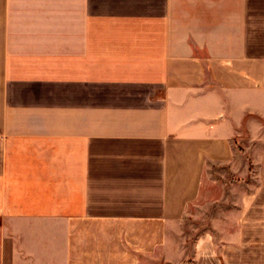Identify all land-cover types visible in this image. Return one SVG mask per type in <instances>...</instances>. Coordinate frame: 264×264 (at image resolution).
Returning a JSON list of instances; mask_svg holds the SVG:
<instances>
[{
	"label": "crops",
	"instance_id": "obj_1",
	"mask_svg": "<svg viewBox=\"0 0 264 264\" xmlns=\"http://www.w3.org/2000/svg\"><path fill=\"white\" fill-rule=\"evenodd\" d=\"M185 260L264 264V0H0V264Z\"/></svg>",
	"mask_w": 264,
	"mask_h": 264
},
{
	"label": "rangeland",
	"instance_id": "obj_2",
	"mask_svg": "<svg viewBox=\"0 0 264 264\" xmlns=\"http://www.w3.org/2000/svg\"><path fill=\"white\" fill-rule=\"evenodd\" d=\"M195 233L196 232H192L191 231V233L190 232H185V234H184L185 236L189 237V240L187 241V245H186V250H188V251H189V249H191L190 246H188V245L190 244V241L193 240V237H194ZM189 263L190 262H187V260H185V261H183L181 263H178V264H189Z\"/></svg>",
	"mask_w": 264,
	"mask_h": 264
}]
</instances>
